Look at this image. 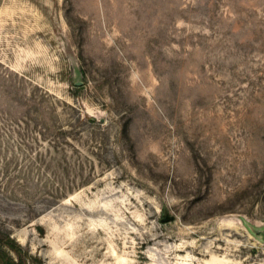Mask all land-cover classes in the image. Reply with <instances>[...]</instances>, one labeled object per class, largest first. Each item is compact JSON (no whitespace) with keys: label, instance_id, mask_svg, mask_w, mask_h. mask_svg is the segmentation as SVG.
<instances>
[{"label":"rangeland","instance_id":"374dc122","mask_svg":"<svg viewBox=\"0 0 264 264\" xmlns=\"http://www.w3.org/2000/svg\"><path fill=\"white\" fill-rule=\"evenodd\" d=\"M264 264V0H0V264Z\"/></svg>","mask_w":264,"mask_h":264},{"label":"trees","instance_id":"16d2710c","mask_svg":"<svg viewBox=\"0 0 264 264\" xmlns=\"http://www.w3.org/2000/svg\"><path fill=\"white\" fill-rule=\"evenodd\" d=\"M6 264H11V262H7Z\"/></svg>","mask_w":264,"mask_h":264}]
</instances>
